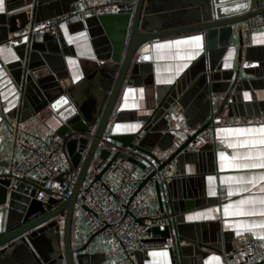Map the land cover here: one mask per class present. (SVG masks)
<instances>
[{"label": "water", "instance_id": "water-1", "mask_svg": "<svg viewBox=\"0 0 264 264\" xmlns=\"http://www.w3.org/2000/svg\"><path fill=\"white\" fill-rule=\"evenodd\" d=\"M7 1L8 12L12 13L7 18L8 32L15 35L14 41L17 42L14 49L18 60L10 68L15 86L20 92L18 124L34 118H54L59 126L53 131L52 138L65 140L71 164L74 168L80 167V172L70 197L60 200L48 191L52 196L43 202L35 197L43 183L14 174L8 171L9 163L0 162V261L20 256L30 264H93L89 249L98 235H88L82 244L78 241L80 236L75 234L77 203L91 167L95 165V169H99L94 175V182L101 181L106 171L117 161L125 160L145 169L148 165L146 161L151 159L157 164L158 171L173 164L179 167L183 161L181 154L204 136L225 109H228L229 116H235L245 108L247 104L242 102L243 92L248 91L249 86L242 76L241 66L223 70L220 67L221 60L230 48L236 47L237 62L242 65L244 58L249 60L251 49L245 46L243 24L254 16L264 14V0H192L185 2L191 4L189 7H181L180 10H162L166 0H103L135 3V8L126 13L99 15L93 25L96 27L94 35L97 56L103 64L97 65L101 75L90 87V100L83 98L82 90L85 88L83 83L92 77L77 84L70 82L64 70L57 67L56 57L51 51L50 39L56 37V33L50 27H39L42 17L64 0ZM186 16H190L193 21L168 25L170 20ZM193 32L205 34L207 52L202 57L209 60V72L195 77L189 86L180 85V92L183 94L202 82V95L209 94L205 105L202 104L197 113L195 111L199 119L187 123L191 128L199 127L180 146L171 150L164 160L143 144L150 132L155 130L153 119L145 135L108 136L125 147L135 148L144 154L146 161L126 156L124 152L113 154L109 148L99 150L100 141L110 127L121 91L129 80H134L141 73L144 63L151 59L153 41ZM176 95L177 92L173 94L176 97L173 101L161 105L154 119L171 115V108L179 101ZM215 101L220 102L214 106ZM93 125H97V130L90 141L88 133ZM158 145L163 151L167 150L160 142ZM85 149L88 150L80 165L81 153ZM104 162L106 166L100 168ZM157 170L144 180L141 187ZM57 179L63 182L61 177ZM181 180L175 178L155 183L158 211L167 224L163 228L153 226L150 231L151 240L170 243L167 248L170 264H199L203 256L219 249L216 243L222 233L218 235L214 230L209 232L186 222V215L203 203L196 202L199 196L193 185ZM82 208L89 210L85 205ZM60 217L62 224L53 226L55 219ZM138 221L143 223L145 220ZM128 260V264H144L132 257ZM257 264H264V260Z\"/></svg>", "mask_w": 264, "mask_h": 264}, {"label": "crops", "instance_id": "crops-1", "mask_svg": "<svg viewBox=\"0 0 264 264\" xmlns=\"http://www.w3.org/2000/svg\"><path fill=\"white\" fill-rule=\"evenodd\" d=\"M79 0H64L51 8L42 22L62 19L54 28L56 37H51V51L56 57L57 67L64 70L67 78L75 84L83 82L85 88L82 95L90 100L92 95L90 87L93 81L100 78L101 70L97 65L103 61L98 58L95 44L94 23L98 16L87 15L81 17L74 13L75 4ZM101 4L103 0H94ZM192 0H166L162 10H171L189 7ZM192 2H195L192 1ZM8 1L4 0V11L0 12V162L10 164L18 158L14 133L18 127L20 134H28L46 140H63L52 138L53 131L58 128L54 118H34L18 124V104L20 92L15 86L10 66L18 60L14 41V34H9L7 18ZM170 12V11H169ZM190 16L170 20L168 25L191 23ZM166 26V25H164ZM199 37V40L193 39ZM8 38V39H5ZM6 41H3V40ZM245 46L251 49L249 60L244 58L241 65L237 62L238 48H230L229 53L221 60V69L230 70L239 68L243 71L249 90L243 92V104L247 106L235 116H229L225 109L217 119H224L223 126L213 125L206 131L195 145L181 154L183 161L179 167L174 164L169 167L173 173H182L181 181L190 182L198 194L196 202L203 205L186 215V222L195 224L206 231L214 230L220 234L218 250H212L199 260V264H239L233 256L237 246H244L251 240L264 245V168H243L236 165L264 164V27L256 28L249 39L244 35ZM10 40V41H9ZM237 40V39H236ZM181 41V43H174ZM163 45L165 47H157ZM238 45V43H236ZM206 37L203 32H193L154 40L150 49L151 59L144 63L141 73L129 80L121 91L115 112L112 116L107 136L115 134H141L145 135L147 128L154 121V131L145 138L143 144L151 148L162 160L171 153V150L182 144L186 138L199 127L188 126V122L197 119V110L205 103L209 94L202 95V82L190 87L185 93L180 92V85L189 86L195 77L209 72ZM100 56V55H99ZM203 58V59H202ZM174 93L178 100L171 108V115H163L154 119L161 105L173 101ZM182 94V95H181ZM202 95V96H201ZM203 97V99H202ZM201 99V100H200ZM218 105L220 101H215ZM205 105V104H204ZM257 105L258 107H256ZM23 117V116H21ZM199 119V118H198ZM170 125V128L168 127ZM213 124V123H212ZM221 129L231 131L222 132ZM254 131H237L248 130ZM151 128L148 130V132ZM167 147L163 151L158 143ZM229 144L236 145L228 147ZM67 151V150H66ZM221 153L224 158H221ZM68 154V153H67ZM245 157H250L245 159ZM146 161V160H145ZM147 163L153 162L148 159ZM132 172L140 173L137 165L123 161ZM156 164V163H155ZM3 170L1 169V172ZM7 171V170H6ZM173 178V179H175ZM242 178V182L241 179ZM122 175L119 172L106 178L108 187L120 186ZM232 192V195H229ZM149 204L159 210V202L155 186L148 189L145 194ZM247 203L240 205L239 201ZM227 205L231 208L225 211ZM239 212H251L253 215H239ZM87 218L84 211H80L75 223V234H78L82 244L89 235ZM84 237V238H81ZM77 237L74 238V241ZM89 251L93 256V264H128L129 257L144 264H170L167 249L135 251L128 254L119 251L115 245L105 241L100 236L91 243ZM155 254V255H154ZM0 264H30L20 256H12L0 261Z\"/></svg>", "mask_w": 264, "mask_h": 264}, {"label": "built area", "instance_id": "built-area-1", "mask_svg": "<svg viewBox=\"0 0 264 264\" xmlns=\"http://www.w3.org/2000/svg\"><path fill=\"white\" fill-rule=\"evenodd\" d=\"M135 8V3L103 2L97 4L94 0H79L75 4L74 13L81 17L87 15H103L130 12ZM64 19L54 18L39 23V27L54 28ZM244 35L250 38L256 28L264 27V14L254 16L243 24ZM227 123L224 119H215L214 127ZM97 130V125L91 126L88 138L91 141ZM18 158L9 164L8 171L31 178L37 183H43V187L36 194V198L46 202L52 194L60 200L72 195L73 189L79 177L80 167L74 168L67 154L65 140H46L41 137L28 134H20L15 128ZM109 148L113 154L124 152L126 156L139 161L145 160L144 154L132 147H125L121 143L112 141L107 134L101 139L99 150ZM88 149L82 151L83 162ZM98 155L95 157L97 161ZM106 166L102 163L100 168ZM69 170V173H66ZM157 170V164L149 162L140 173L132 172L123 161L114 162L106 171L101 181L94 182V175L99 172L93 165L88 177L85 179L79 201L77 203L76 218L80 211H84L87 218L86 229L89 235H98L105 241L112 243L119 251L131 254L135 251H150L167 249L170 243L151 240L150 231L153 226L163 228L167 221L162 219V214L154 209L146 199V192L156 182L169 181L183 174L173 173L169 168L157 173L141 187L144 180ZM119 172L122 175L120 186L108 187L105 179ZM58 177L63 182L58 181ZM50 191L51 193H49ZM89 210L85 211L82 207ZM139 219L145 221L139 222ZM233 256L239 264H257L264 260V245L251 240L244 246H237Z\"/></svg>", "mask_w": 264, "mask_h": 264}, {"label": "snow or ice", "instance_id": "snow-or-ice-1", "mask_svg": "<svg viewBox=\"0 0 264 264\" xmlns=\"http://www.w3.org/2000/svg\"><path fill=\"white\" fill-rule=\"evenodd\" d=\"M3 3H4V0H0V12H3L4 11V7H3ZM193 39H196V40H199V37H194ZM174 43H181V41H176V42H174ZM157 47H165V46H163V45H158ZM221 131L222 132H228V131H231V130H228V129H221ZM237 131H254V130H252V129H248V130H237ZM259 131H261V132H264V129H260ZM261 143H264V141H261ZM236 145H233V144H229L228 145V147H235ZM221 158L223 159L224 158V154L223 153H221ZM247 158H250V157H245V159H247ZM236 167H243V168H255V167H262V168H264V164H259V165H256V164H252V165H247V164H245V165H236ZM241 179V182H242V178H240ZM262 179H264V177H262ZM229 195H232V192H229ZM262 202H264V201H262ZM245 203H247V201H245V200H241V201H239V204L240 205H244ZM232 207V205H227L226 206V208H225V211L227 212V209L228 208H231ZM237 214H239V215H253L254 213H251V212H248V213H245V212H239V213H237ZM155 255V254H154Z\"/></svg>", "mask_w": 264, "mask_h": 264}, {"label": "rangeland", "instance_id": "rangeland-1", "mask_svg": "<svg viewBox=\"0 0 264 264\" xmlns=\"http://www.w3.org/2000/svg\"><path fill=\"white\" fill-rule=\"evenodd\" d=\"M55 225L53 224V226H56V225H61L62 224V217H60V218H57V219H55Z\"/></svg>", "mask_w": 264, "mask_h": 264}]
</instances>
